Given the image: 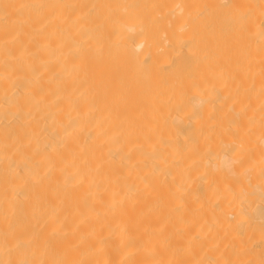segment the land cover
Wrapping results in <instances>:
<instances>
[{
	"label": "bare ground",
	"instance_id": "bare-ground-1",
	"mask_svg": "<svg viewBox=\"0 0 264 264\" xmlns=\"http://www.w3.org/2000/svg\"><path fill=\"white\" fill-rule=\"evenodd\" d=\"M0 264H264V0H0Z\"/></svg>",
	"mask_w": 264,
	"mask_h": 264
}]
</instances>
